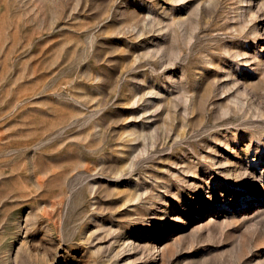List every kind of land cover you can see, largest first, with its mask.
<instances>
[{
  "label": "rangeland",
  "instance_id": "374dc122",
  "mask_svg": "<svg viewBox=\"0 0 264 264\" xmlns=\"http://www.w3.org/2000/svg\"><path fill=\"white\" fill-rule=\"evenodd\" d=\"M0 264H264V0H0Z\"/></svg>",
  "mask_w": 264,
  "mask_h": 264
}]
</instances>
